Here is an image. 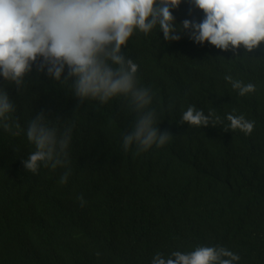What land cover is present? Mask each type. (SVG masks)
Masks as SVG:
<instances>
[{"label": "trees", "instance_id": "16d2710c", "mask_svg": "<svg viewBox=\"0 0 264 264\" xmlns=\"http://www.w3.org/2000/svg\"><path fill=\"white\" fill-rule=\"evenodd\" d=\"M200 15L196 9L176 21ZM183 36L178 43L162 40L157 30L147 36L137 33L125 48L140 65L138 79H146L144 86H155L151 107L157 111L158 127L173 134L163 147L147 151L146 158L130 147L138 163L123 157L121 119L131 128L136 114L122 104L90 100L80 106L68 83L59 84L35 69L26 77L22 95L15 85H8L16 105L10 114L15 135L0 129V140L10 138L0 143V205L6 207L0 209V264H150L158 250L169 253L216 242L239 253L237 264H264V50L245 54L241 48L239 58L207 47L181 53V45L192 41L186 39L188 31ZM182 65L190 67L180 75L188 94L176 83L171 92L166 84L175 80L173 70ZM229 74L254 83L256 92L239 96L224 79ZM189 105L206 114L213 111L221 123L182 124L179 115ZM88 107L93 117L78 136H72L70 150L78 156L76 147L89 138L87 155L71 162L67 183H59L61 175L51 167L36 174L24 169L22 161L34 150L23 127L26 122L43 111L50 123L63 122L64 127L82 121ZM233 108L256 122L250 136L224 129L225 113ZM72 111L75 118L64 121ZM116 160L129 167L121 168L117 176L98 172L114 167ZM12 171L14 176H5ZM181 174L195 176L183 179ZM138 175L140 181L132 184ZM89 254L92 259L85 262Z\"/></svg>", "mask_w": 264, "mask_h": 264}, {"label": "clouds", "instance_id": "9594fccd", "mask_svg": "<svg viewBox=\"0 0 264 264\" xmlns=\"http://www.w3.org/2000/svg\"><path fill=\"white\" fill-rule=\"evenodd\" d=\"M181 2L0 0V129L15 135L10 114L16 111V105L7 87L15 85L22 95L26 77L35 69L59 84L68 83L81 104L86 100L107 104L122 99V107L136 114L131 130L122 135L125 151L133 145L137 154L153 146L163 147L173 134L158 127L157 111L151 107L154 92L140 84V65L125 55L132 36H147L158 28L163 39L171 42L180 40L187 30L195 43L210 44L236 58L241 56V48L245 54L252 53L264 42V0H188L189 14L195 8L203 13L202 18L178 23L173 9ZM224 79L241 97L256 92L252 82L245 83L230 74ZM180 119L190 127L221 123V117L213 111L206 114L195 105L182 110ZM224 119L228 121L225 130H239L245 136L254 131L256 122L237 114L235 108L225 113ZM74 127V122L64 127L50 123L43 111L31 118L26 137L34 150L22 161L24 169L36 174L42 164L66 168ZM69 175L70 169H66L59 183H67ZM78 199L84 207V197ZM240 259L239 253L226 246L199 244L169 253L158 250L150 264H237Z\"/></svg>", "mask_w": 264, "mask_h": 264}, {"label": "bare ground", "instance_id": "6f19581e", "mask_svg": "<svg viewBox=\"0 0 264 264\" xmlns=\"http://www.w3.org/2000/svg\"><path fill=\"white\" fill-rule=\"evenodd\" d=\"M189 9H190V5H189L188 3H184V1L182 0V2H181V4L179 5V7L176 8V9H173V14H174V16H175V19L178 20V19H180V17H181L182 15L188 14V13H189ZM195 10H196L195 8H192V9H191V12H194ZM201 18H202V15H200L199 18L196 19V20L198 21V20H200ZM154 30L159 31L158 28H157V29H154ZM184 33L186 34V33H187V30H185ZM179 34H180V32H179ZM181 37H184L183 34H182ZM161 39L164 40V39H163V33H162V32H161ZM186 39L188 40L189 38H186ZM181 42H182V40H178V43H181ZM181 46H182L181 53H184V50H187V49H190V50H193V49H204L205 47H207V48H206L207 50H214V49H215V47L212 46V45H210V44H207V43H204V44H197V43H195L194 41L187 42V44H184V45H181ZM259 48H261L262 50H264V45H263L262 47L260 46ZM259 48H257V49H259ZM257 49H255V50H257ZM124 52H125V55H126V56L132 57L131 55H129L128 52L125 51V49H124ZM180 56H181L182 59H184V60L186 59V58H184V56H182V54H180ZM189 71H190V67H188L187 65H182L181 67L176 68V69L173 70V76L175 77V80L172 81V82H167V83H166L167 86H169V88H171V92H174L173 89H172V83H174V84L176 83L177 85L181 86V87L186 91V88H184V84H185L186 80H185L184 78H181L180 75L183 74L184 72H189ZM156 74H157V73H156ZM159 74H160V72H159ZM39 75H44V74L40 73ZM31 77L34 78V75H31ZM49 79H50V78H49ZM0 80L3 82V78H2V77H0ZM51 80H53V79H51ZM142 80H146V79H144L143 77L139 78V82H140L141 85H143ZM241 80H243V77H241ZM251 81H252V80H251ZM55 82H56V81H55ZM57 83H58V82H57ZM149 87H150L152 90H154V87H155V86H154L153 84H151ZM186 93L188 94V91H186ZM113 101H114L116 104H119V105L123 104V100L120 99V98L113 99ZM258 101L260 102V100H257V102H255V104L258 103ZM261 102H263V101H261ZM87 103H90V100H86V101H84L82 104L79 102V105H80V106H84V105H86ZM249 107H250V109H251L252 111H253V110H256V111H257V108H253V105H251V103H250ZM75 114H77V113H74V112L72 111V112H71V115H66V116L64 117V121H68V120H70V119H74V118H75ZM93 114H94V113H93V110H91L90 107H88V108L86 109V111H85L84 113H82V115L84 116V119H83L82 121H77V123H75V127L73 128L72 136H78V135L83 131V127H85L86 125L89 124L88 119L91 118V117H93ZM179 116H181V114H180ZM54 122H56V120H55ZM121 123L123 124V128H122V130H121V127L119 128L121 131H123V132L125 133V132L131 130L129 121H127V120H125V119H121ZM210 125H211V124H210ZM26 126H27V122L24 124L23 127L26 128ZM59 126H60V127H63V122H61V123L59 124ZM18 132L25 134L24 131H23L22 129H18ZM4 133H6V132H4ZM9 139H10V138H6V139H4V140H0V143L7 142ZM89 141H90L89 138L83 139L81 145L78 146V147H76V149H77V151H78V156H76V155H71V154H70V150H72L71 143H70V146H69V148H68V153H69V155H68V161H69V162H68L66 168H65V167H57V168L53 169V171H54V172H58L60 175H62L66 169H70V172H71V168L73 167V165L71 164V162H72L73 160L77 159V157H81V159L83 160V159L85 158V156L87 155V150H88V147H89ZM120 141H121V144H122V138H120ZM100 142H101V143H105V138H100ZM74 147H75V145H73V148H74ZM123 150H124V149H123ZM179 150H181V148H178V149H177V151H179ZM124 153H125V155H124L123 157H124V159H125L127 162H129L130 164L138 163V160L132 155V153H135V152H133V151H125ZM10 154H14V153H12V150H10ZM139 154H140V155H143V156L146 158L150 153H149V152H142V153H139ZM14 157H15V159H14L13 161H14L16 164L19 165V162L16 161V154H14ZM6 160H7V158H2V159H1V162L6 163ZM90 160H93V158H90ZM22 165H23V164H22ZM113 165H114V167H111V166L108 165L107 167H105V168H103V169H100L98 172L101 173V174L106 172V173H110V174H115V175L117 176V175L119 174V170H120L121 168L129 167L127 164L124 163V160H121V161H117V160H116V161L114 162ZM7 166H8V165H7ZM42 168L50 169V166H49V167H45V166H43V164H42L41 167H40V169H39V171H40ZM44 171H45V170H44ZM120 172H121V171H120ZM31 173H32V172H31ZM15 174H16V172H15V171H12V172H10V173H6L5 176H7V177H11V176H14ZM140 175H141V174H140ZM140 175H138V176H136V177H133V178L130 180V182H131L132 184H133V182H134V183H138V182L140 181V179H141V176H140ZM194 176H195L194 174H190V175H189V174H181V175H180V177L183 178V179H186L187 177H194ZM68 179H69V178H68ZM103 179H104L105 181H108L107 178H104V177H103ZM99 191H100V190H99ZM99 193H100L99 195H101V194L103 193V191H100ZM176 198H177V196H172V199H176ZM5 208H6V207H5L4 205H0V209H1V210L5 209ZM8 224H9V222H8ZM129 237H130V236H129ZM130 239H131V237H130ZM131 241H132V240H131ZM216 245H219L218 242H216ZM226 247H227V248H230V246H226ZM91 259H92L91 254H89V256L86 255V260H85V262H89Z\"/></svg>", "mask_w": 264, "mask_h": 264}]
</instances>
